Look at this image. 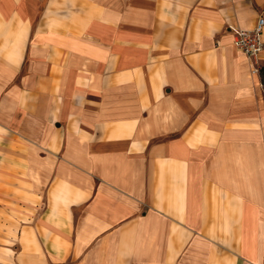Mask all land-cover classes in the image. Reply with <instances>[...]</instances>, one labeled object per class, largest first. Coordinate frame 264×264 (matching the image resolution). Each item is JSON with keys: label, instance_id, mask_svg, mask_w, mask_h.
Here are the masks:
<instances>
[{"label": "crops", "instance_id": "0c3cea01", "mask_svg": "<svg viewBox=\"0 0 264 264\" xmlns=\"http://www.w3.org/2000/svg\"><path fill=\"white\" fill-rule=\"evenodd\" d=\"M259 17L0 0V264H262L264 89L231 30Z\"/></svg>", "mask_w": 264, "mask_h": 264}, {"label": "built area", "instance_id": "2783aa9c", "mask_svg": "<svg viewBox=\"0 0 264 264\" xmlns=\"http://www.w3.org/2000/svg\"><path fill=\"white\" fill-rule=\"evenodd\" d=\"M233 44L243 53L248 64L251 75L260 78V57L264 50V18L259 17L252 28H233ZM264 264V258L262 261Z\"/></svg>", "mask_w": 264, "mask_h": 264}, {"label": "trees", "instance_id": "16d2710c", "mask_svg": "<svg viewBox=\"0 0 264 264\" xmlns=\"http://www.w3.org/2000/svg\"><path fill=\"white\" fill-rule=\"evenodd\" d=\"M260 76H261V81L264 85V64L260 68Z\"/></svg>", "mask_w": 264, "mask_h": 264}, {"label": "rangeland", "instance_id": "374dc122", "mask_svg": "<svg viewBox=\"0 0 264 264\" xmlns=\"http://www.w3.org/2000/svg\"><path fill=\"white\" fill-rule=\"evenodd\" d=\"M262 65H263V64H261V66H262ZM260 80H261V76H260ZM261 84H262L263 89H264V85H263L262 81H261ZM0 233L2 234L3 232L1 231Z\"/></svg>", "mask_w": 264, "mask_h": 264}]
</instances>
